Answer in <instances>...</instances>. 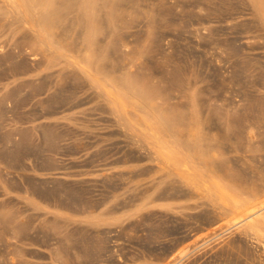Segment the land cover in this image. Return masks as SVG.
Here are the masks:
<instances>
[{
    "label": "rangeland",
    "instance_id": "rangeland-1",
    "mask_svg": "<svg viewBox=\"0 0 264 264\" xmlns=\"http://www.w3.org/2000/svg\"><path fill=\"white\" fill-rule=\"evenodd\" d=\"M262 205L264 0H0V264H264Z\"/></svg>",
    "mask_w": 264,
    "mask_h": 264
},
{
    "label": "bare ground",
    "instance_id": "bare-ground-1",
    "mask_svg": "<svg viewBox=\"0 0 264 264\" xmlns=\"http://www.w3.org/2000/svg\"><path fill=\"white\" fill-rule=\"evenodd\" d=\"M92 1V0H91ZM31 2V1H30ZM30 2H29V5H31L32 4V2H31V4H30ZM35 3V2H34ZM90 3V2H89ZM36 5H37V3H35ZM34 4V5H35ZM92 5V4H91ZM31 7V6H30ZM36 7V6H35ZM91 8V7H90ZM32 9H33V7H32ZM92 10V9H91ZM38 12V11H37ZM88 14H89V12H88ZM91 16V15H90ZM239 208V207H238ZM256 208H252L251 210H250V217H248V219H250L251 220V222H249V223H247L248 225H249V227H251L252 229H254L255 228V222H256V220H258L259 218H258V216H260V214H258L260 211H262L263 209H264V205H262L261 207H260V209H258L257 211L255 210ZM262 214V213H261ZM253 216H255V218L257 217V219H254V218H252ZM263 217V216H262ZM264 218V217H263ZM248 219H244V220H239L238 222H236L235 224H239V223H241V222H244V221H247ZM248 227V228H249ZM251 229V230H252Z\"/></svg>",
    "mask_w": 264,
    "mask_h": 264
}]
</instances>
